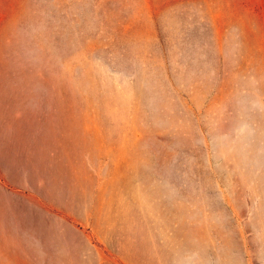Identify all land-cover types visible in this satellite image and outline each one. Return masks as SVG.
Listing matches in <instances>:
<instances>
[{"label": "rangeland", "instance_id": "rangeland-1", "mask_svg": "<svg viewBox=\"0 0 264 264\" xmlns=\"http://www.w3.org/2000/svg\"><path fill=\"white\" fill-rule=\"evenodd\" d=\"M0 264H264V0H0Z\"/></svg>", "mask_w": 264, "mask_h": 264}]
</instances>
